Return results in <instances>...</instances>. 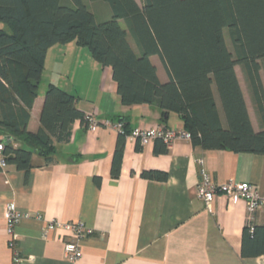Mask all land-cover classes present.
Instances as JSON below:
<instances>
[{"label": "crops", "instance_id": "0c3cea01", "mask_svg": "<svg viewBox=\"0 0 264 264\" xmlns=\"http://www.w3.org/2000/svg\"><path fill=\"white\" fill-rule=\"evenodd\" d=\"M151 61L159 79L166 81L159 58L153 55ZM235 70L240 82L241 67L236 65ZM42 81L45 86L40 88ZM49 82L76 96L80 111L93 110L99 121L108 120L110 125L100 123L92 132L75 120L69 140L55 144L53 162L43 164L33 155L35 166L28 172L13 164L1 167L0 264H13L5 232L8 203L28 213L15 229L18 264H264V254L241 256L242 231L248 225H264V207L249 213L243 199L230 200L222 194L207 207L196 193V160L201 158L216 182H251L264 195L263 154L203 149L183 137L168 145L167 152L155 153L154 141L140 145L125 135L119 176L113 178L110 165L120 133L113 124L121 122L129 131L156 125L180 129L179 117L170 113L163 121L156 105L122 104L111 69L71 41L46 51L37 96L29 110L30 132L40 126ZM245 101L248 104L246 97ZM4 135L0 128V138ZM147 169L165 171L167 179L142 178L141 171ZM50 221L82 222L92 229L80 240L82 255L74 263L64 256L70 232L47 230Z\"/></svg>", "mask_w": 264, "mask_h": 264}, {"label": "trees", "instance_id": "16d2710c", "mask_svg": "<svg viewBox=\"0 0 264 264\" xmlns=\"http://www.w3.org/2000/svg\"><path fill=\"white\" fill-rule=\"evenodd\" d=\"M89 1L92 10L83 0H0V21L11 29H0V128L5 132L0 159L5 164L28 172L35 166L33 155L43 164L53 162L55 144L69 140L75 120L84 123L76 96L49 82L40 126L27 130L46 51L71 41L111 69L122 104L156 105L163 121L176 114L194 146L264 155V0ZM153 55L166 81L159 79ZM236 65L259 113V130L250 120ZM129 132L123 124L117 136L113 178L119 176ZM154 142L155 153L167 152L168 144ZM140 176L165 181L167 172L147 169ZM260 254L264 225L245 226L241 256Z\"/></svg>", "mask_w": 264, "mask_h": 264}, {"label": "built area", "instance_id": "2783aa9c", "mask_svg": "<svg viewBox=\"0 0 264 264\" xmlns=\"http://www.w3.org/2000/svg\"><path fill=\"white\" fill-rule=\"evenodd\" d=\"M83 125L89 131H96L99 124L105 126L110 125L108 120L99 121L93 110L85 112L83 115ZM120 133H123V124L121 122L113 124ZM126 137L137 141L140 145L148 144L155 139H161L164 143L170 145L179 137L190 139L188 132L183 129H171L163 125H156L155 127H137L132 129ZM3 144L0 142V150ZM196 163L199 167V180L196 185V193L201 198L207 207L215 200V198L222 194L227 199L237 200L243 199L247 203V210L249 213L254 212L258 208L264 207V195L260 193L256 185L251 182H235L233 180H226L224 182H216L212 176L202 166V159L198 158ZM1 166L5 163L0 159ZM28 216L27 212L17 210L13 203H8L5 208L6 228L5 232L9 238V246L13 250V264H18L21 260L19 252L16 249V226L20 220ZM40 215H36L39 217ZM56 228H63L70 232V238L64 242V256L70 262L74 263L82 255L80 248V240L92 233V229L84 225L82 222H56L50 221L47 224V230Z\"/></svg>", "mask_w": 264, "mask_h": 264}, {"label": "rangeland", "instance_id": "374dc122", "mask_svg": "<svg viewBox=\"0 0 264 264\" xmlns=\"http://www.w3.org/2000/svg\"><path fill=\"white\" fill-rule=\"evenodd\" d=\"M85 2V4L87 5L88 9L92 10L93 8V5H92V2L89 1V0H83ZM139 3H141L142 0H137ZM104 18L107 17L106 13H103L102 15ZM0 29L6 31V32H11V29L10 27L5 24L4 22L0 21ZM263 72V71H262ZM240 74V72H239ZM244 76V75H243ZM262 81L264 83V73H262ZM240 82H241V85L243 87V90H244V95L248 101V104H247V108H248V112H249V116H250V120L252 122V125L254 127L255 130H259L260 129V117H259V113L257 112V110L255 109V106L254 104L252 103V100H251V96H250V90L248 88V84L245 80V77H242V74H241V77H240ZM44 87L45 86V83L43 84V81L41 82L40 84V88ZM220 108V107H219ZM221 114V118H222V121H224L223 119V116H222V113L220 112Z\"/></svg>", "mask_w": 264, "mask_h": 264}]
</instances>
